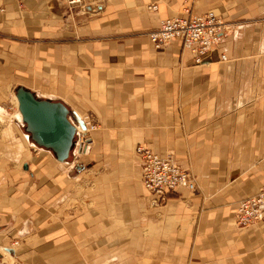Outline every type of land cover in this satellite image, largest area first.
I'll return each mask as SVG.
<instances>
[{
  "label": "crops",
  "instance_id": "0c3cea01",
  "mask_svg": "<svg viewBox=\"0 0 264 264\" xmlns=\"http://www.w3.org/2000/svg\"><path fill=\"white\" fill-rule=\"evenodd\" d=\"M102 4L0 0V115L23 85L97 124L75 172L29 133L30 159L0 152V248L25 264H264V219L235 217L264 183V0ZM184 4L229 24L204 64L147 35ZM140 143L189 169L197 191L154 205Z\"/></svg>",
  "mask_w": 264,
  "mask_h": 264
},
{
  "label": "built area",
  "instance_id": "2783aa9c",
  "mask_svg": "<svg viewBox=\"0 0 264 264\" xmlns=\"http://www.w3.org/2000/svg\"><path fill=\"white\" fill-rule=\"evenodd\" d=\"M71 5L100 6L103 0H67ZM148 9L157 10L158 3L151 2ZM227 21L224 17L212 11L192 12L190 4L184 5L178 14H174L160 20L156 28L150 29L147 35L156 48H165L172 41L179 42L183 49L188 50L194 63L204 64L210 52L222 46V42L229 35ZM220 59L226 58V53L220 54ZM86 128L77 132L81 141L88 140L89 130L96 128L82 116ZM73 122V121H72ZM75 123V122H74ZM135 152L139 155L141 163V177L144 186L153 194V204L165 203L171 192L179 188L194 191L197 188V179L189 171L182 169L171 158L161 155L158 151L140 143L135 146ZM235 217L240 226H248L264 219V184L257 193L244 197L238 201ZM18 243L13 241L10 247L14 248ZM5 250V251H4ZM3 248L0 264H24L9 251ZM11 257L12 260L7 259Z\"/></svg>",
  "mask_w": 264,
  "mask_h": 264
},
{
  "label": "water",
  "instance_id": "95a60500",
  "mask_svg": "<svg viewBox=\"0 0 264 264\" xmlns=\"http://www.w3.org/2000/svg\"><path fill=\"white\" fill-rule=\"evenodd\" d=\"M14 94L22 114L21 122L32 141L54 149L60 161L68 162L79 137L77 127L86 128L85 121L63 101L39 97L23 85L17 87Z\"/></svg>",
  "mask_w": 264,
  "mask_h": 264
},
{
  "label": "rangeland",
  "instance_id": "374dc122",
  "mask_svg": "<svg viewBox=\"0 0 264 264\" xmlns=\"http://www.w3.org/2000/svg\"><path fill=\"white\" fill-rule=\"evenodd\" d=\"M153 2H155V1H153ZM151 3V2H150ZM149 5V4H148ZM184 5H186V4H184ZM183 5V6H184ZM103 6V4L102 5H100V6H95V7H93L92 5L89 7V6H87L85 9H86V11H98L101 7ZM182 6V7H183ZM181 7V8H182ZM192 7V6H191ZM88 8V9H87ZM181 10V9H180ZM176 14H178V13H176ZM225 19V18H224ZM162 20V19H161ZM226 20V19H225ZM227 23V25H228V27H227V29H228V32H229V34L228 35H230L231 34V30L229 29V24H228V22H226ZM153 29V28H152ZM226 39V38H225ZM225 39L223 40V44H224V42H225ZM222 44V45H223ZM214 50H216V49H214ZM214 50H212L211 52H210V55L207 57V61L209 62L210 61V59H211V54H212V52L214 51ZM223 52H225V51H221L220 53H219V57H220V54L221 53H223ZM191 57H192V55H191ZM224 59H227V56H226V58H224ZM224 59H221V60H224ZM194 61V60H193ZM194 64H196V63H194ZM13 91V93H14V89L12 90ZM17 100H16V98H15V95L12 97L11 96V98L10 99H8V103H7V106L6 105H4L3 107H4V109L3 110H5V111H3L4 113L2 114V115H0V138L2 139V141H3V147L1 148V153H3L5 156H7V157H9V159L10 158H17L18 159V162L20 163V162H24V160H26V159H30L31 158V152H29V147H28V145H26V143L25 142H28L27 140H26V138H24V134L23 133H28L26 130H25V128H24V123H22L19 119H18V117L20 116V113H19V115H18V113H17V115H18V117L16 116V111H18V109H17V102H16ZM83 116V115H82ZM21 118H22V115H21ZM88 120H89V118H88ZM72 121H73V119H72ZM74 122V121H73ZM91 122V121H90ZM92 123V122H91ZM95 125V124H94ZM97 126V124L95 125V127ZM92 130V129H91ZM91 130H89L88 131V133H87V136H88V140H85V142H83V141H81V138H80V136H79V134H78V136L79 137H77V143H76V145H75V147L73 148V152H74V155H78L77 156V158L76 159H78L79 158V161L78 160H74V158H70V160L68 161V165H70L71 166V170H73L74 172L75 171H78V169L77 168H80V167H84L85 165H84V162H83V160H82V154H84L83 153V151H86V148L88 147V144H89V142H90V140H91V135H90V132H91ZM18 131V133H19V135H17V132ZM19 136V137H18ZM29 140H31V139H29ZM21 141L23 142V144L21 143ZM32 141V140H31ZM135 148V147H134ZM26 150H27V153H29V154H27V155H23L24 154V151L26 152ZM73 152H72V155H73ZM35 153V152H34ZM162 155V154H161ZM27 156H28V158H27ZM163 156H167L168 158H171L173 161H174V159L170 156V155H163ZM80 160H82V161H80ZM139 161H140V158H139ZM16 162V161H15ZM174 162H176V161H174ZM19 163H17V164H19ZM177 163V162H176ZM177 164H179V163H177ZM77 165L79 166V167H77ZM179 166H180V164H179ZM181 167V166H180ZM182 169H184V170H187V171H189L192 175H194L189 169H187V168H183V167H181ZM141 170H142V167H141ZM72 172V171H71ZM195 177H196V179H197V176L196 175H194ZM264 184V183H263ZM262 184V185H263ZM197 185H198V183H197ZM261 185V186H262ZM182 189H184V188H182ZM89 190H90V188H89ZM187 190H189V189H187ZM85 191H87V189L85 188ZM190 191H192V190H190ZM194 191H197V188L194 190ZM173 192H175V191H173ZM172 193V192H171ZM171 194H169V196H170ZM253 195V194H252ZM86 196H87V194H86ZM238 207V206H237ZM237 210V209H236ZM263 220V219H262ZM17 244H19V243H17ZM16 244V245H17ZM11 245H13V244H11ZM15 245V246H16ZM3 249L2 248H0V259L2 258V254H1V251H2ZM12 255H14V253L12 254ZM15 257H16V255H14ZM16 258H18V257H16ZM7 259H10V260H12L11 259V257H8ZM18 260L19 261H22V260H20L19 258H18ZM24 263V262H23ZM25 264V263H24Z\"/></svg>",
  "mask_w": 264,
  "mask_h": 264
},
{
  "label": "bare ground",
  "instance_id": "6f19581e",
  "mask_svg": "<svg viewBox=\"0 0 264 264\" xmlns=\"http://www.w3.org/2000/svg\"><path fill=\"white\" fill-rule=\"evenodd\" d=\"M15 98H16V95H15ZM16 100H17V98H16ZM17 113H18V115H19V113H20L19 118L21 119V115H22V114H21L20 110H19V112H17ZM79 116H80V118H82V115L79 114ZM75 123H76V122H75ZM4 251H5V250H4Z\"/></svg>",
  "mask_w": 264,
  "mask_h": 264
}]
</instances>
